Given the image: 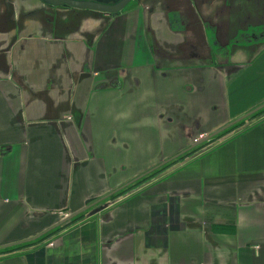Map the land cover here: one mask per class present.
I'll return each instance as SVG.
<instances>
[{
  "label": "crops",
  "instance_id": "0c3cea01",
  "mask_svg": "<svg viewBox=\"0 0 264 264\" xmlns=\"http://www.w3.org/2000/svg\"><path fill=\"white\" fill-rule=\"evenodd\" d=\"M157 1L0 33V247L92 203L0 264H264V114L101 201L264 103V33L237 31L255 3ZM232 42L227 73L211 53Z\"/></svg>",
  "mask_w": 264,
  "mask_h": 264
},
{
  "label": "flooded vegetation",
  "instance_id": "af4514ba",
  "mask_svg": "<svg viewBox=\"0 0 264 264\" xmlns=\"http://www.w3.org/2000/svg\"><path fill=\"white\" fill-rule=\"evenodd\" d=\"M22 1H25V6L19 3L20 0H0V33L5 32L6 34H8L10 32L9 34H11L13 30L14 31L24 30L25 27H28L27 18L29 16H31L34 13L35 15H37L35 16L36 18L40 17V20L43 21L48 15H51V13L49 12L51 11V9L52 10L56 9L59 11L61 10V8L69 9L73 11L72 14H74L75 16L79 15L78 18H81V17L88 18L87 16H90V17H93L94 19L108 17L114 20L116 17L120 16L122 13H124L129 8H135L141 4V0H130L121 11L116 12V13H107V12H101V11H96V10H91V9L75 8V7H72L66 4L65 0H52L53 2H56V1L63 2L61 5H52V4H49L46 0H22ZM79 1H93V2L102 3L106 5H116L122 2L123 0H79ZM227 1H230V0H227ZM247 2L255 3V7L253 8V11L246 10L245 13L241 12L242 13L241 21L238 25L237 31L241 33H244V32L250 33V35L247 36V38L243 37V39H242V36H246V35H241L240 38L242 39V41L244 40V42L253 40V38L259 39L261 38V36L259 35H262L264 33V0H247ZM21 9L23 11L20 13ZM81 10L86 11V12L81 13L80 12ZM55 11H53V13H56ZM59 11L56 13L57 14L56 18H59L60 15H64V12H59ZM65 14H67V12H65ZM15 16L18 17L16 20L14 18ZM244 17H249L251 22L244 21L243 20ZM257 19H260L258 22L259 26H254L256 24L255 21ZM245 26H247L251 30L244 31L243 29H240ZM258 28L260 29V31H257ZM229 36L230 35L224 36V39H226V37H229ZM10 39H15V37H11ZM234 39L238 41V37ZM246 43H249V42H246ZM136 187L137 186H135L134 188ZM100 205L101 207H99ZM100 205L94 206V208H96V210L97 208L102 209V204Z\"/></svg>",
  "mask_w": 264,
  "mask_h": 264
},
{
  "label": "water",
  "instance_id": "95a60500",
  "mask_svg": "<svg viewBox=\"0 0 264 264\" xmlns=\"http://www.w3.org/2000/svg\"><path fill=\"white\" fill-rule=\"evenodd\" d=\"M49 4L52 5H61L63 2L61 1H56L53 2L52 0H46ZM130 0H123L122 2L116 4V5H106V4H102V3H97V2H93V1H79V0H65V3L75 7V8H80V9H91V10H96V11H101V12H107V13H116L121 11L126 4L129 2ZM264 108V103L258 105L257 107L251 109L250 111H248L247 113L239 116L236 119H233L231 121H229L228 123H226L225 125L221 126L220 128H218L217 130L209 133L208 135L203 136L201 139L197 140L193 145H191L190 147H188L187 149H184L182 151H180L179 153H177L176 155H174L173 157H170L169 159L163 161L162 163H160L159 165H156L155 167L149 169L148 171L142 173L141 175L137 176L135 179L129 181L128 183H126L125 185H122V187H119L118 189L114 190L113 192H111L109 195L105 196L102 200L111 197V195L123 190L124 188L132 185L133 183L137 182L138 180L144 178L145 176L149 175L150 173H152L153 171H155L157 168L163 166L164 164H166L167 162L173 160V159H177L178 157H180L182 154H185L186 152L191 151L192 149H194L195 147H197L198 144H201L205 141H208L210 139H212L214 136L218 135L219 133L225 131L226 129L234 126L235 124H238L239 122L249 118L250 116H252L253 114H255L256 112L260 111L261 109ZM100 201V199L98 201H95V205L98 204V202ZM92 207V203L88 204L85 208L76 211L72 214H69L66 218H63L61 221H59L58 223H56L55 225L45 229L44 231H42L41 233H39L38 235L31 237L29 239L17 242V243H9V244H5L3 246L0 247V249H6V248H11L13 246L16 245H22V244H26V243H30V242H34L37 239L43 237L44 235H46L47 233L52 232L53 230H55L58 227H61L65 224L71 223L73 221L74 218H76L78 215H80L82 212H84L85 210H87L88 208ZM94 212V210L92 211ZM71 221V222H70Z\"/></svg>",
  "mask_w": 264,
  "mask_h": 264
},
{
  "label": "rangeland",
  "instance_id": "374dc122",
  "mask_svg": "<svg viewBox=\"0 0 264 264\" xmlns=\"http://www.w3.org/2000/svg\"><path fill=\"white\" fill-rule=\"evenodd\" d=\"M145 1V0H144ZM147 1V0H146ZM20 4H22L23 6H25V1H22V0H20V2H19ZM141 3H143V0H141ZM157 3H159L160 5L161 4H163L164 6H166V4H168V9H170L171 11H172V9H173V11L174 12H180L182 15H187L189 12H186L187 10L186 9H188V1L186 0H163L162 2H158L157 1ZM187 6V7H185V5ZM149 8H151L150 10H154V8H155V6L153 5V7L152 6H149ZM175 9V10H174ZM56 10V9H55ZM52 10L51 9V11H49L50 13H51V15H48L44 20H43V22L45 23V26L47 25V24H49V26H51L53 23H54V25L56 24V25H58L59 27H61L63 30H68L69 32H72L73 31V26H72V24H70V23H75V21H78L80 18H78L79 17V15H77V16H75L74 14H72L73 13V11H71V10H69V9H64V8H61V10L59 11V10ZM179 10V11H178ZM23 10L21 9L20 10V13L22 12ZM53 11H55L56 13L59 11V12H64V15H60V17L59 18H56V13H53ZM65 12H67V14H65ZM81 13H84V12H86V11H83V10H81L80 11ZM186 12V14H183V13H185ZM90 13H92V12H90ZM94 13H96V12H94ZM73 15H74V17H73ZM90 15H92V14H90ZM100 15V14H99ZM33 21H32V23L31 24H29V26L31 27V26H33V27H35V23H34V21L36 22L38 19L34 16V13H33ZM63 17H65L66 18V21H63V20H61ZM30 17H28L27 18V22H28V19H29ZM86 18V17H85ZM89 18H91V20L89 19ZM88 22H90L92 25L93 24H95L96 26H97V22L94 20V18L93 17H88ZM107 19L105 18V19H103V18H101V20H98V21H100L99 23H104L105 21H106ZM107 22H109V21H107ZM205 22H207V24H210L211 22L210 21H205ZM34 23V24H33ZM57 27V26H56ZM99 27H101V24L97 27L98 29H99ZM257 31H260V29L258 28L257 29ZM101 32V31H100ZM243 37H245V38H247V35L246 36H242V39H243ZM210 39H213L214 41L216 40V37L215 36H213V34H210ZM234 44L235 43H230V44H227V45H222L221 43H215L214 44V51H212V53H211V57L215 60V61H217V62H221V63H223L224 65H225V71L227 72V73H230V72H232L233 70H235L236 69V67H232V64L230 63V56H231V53H233L234 52V50H233V47H234ZM241 44H242V47L243 48H247L248 49V45L249 44H247L246 42H244V41H242L241 42ZM243 65H245V64H242V66ZM264 114V113H263ZM263 114H260V115H263ZM259 116V115H258ZM257 116V117H258ZM256 118V117H255ZM244 121V120H243ZM247 121H250V119H245V121H244V123L243 124H241V125H236L235 126V128L232 130V131H234V130H236V129H239L240 128V126L242 127L243 125H245V123H247ZM231 131V132H232ZM230 133V132H229ZM200 138H202V137H200ZM199 139V138H198ZM127 193L125 192V193H123V194H121L120 196H118V197H116V198H114V199H112V200H116L117 198H120V197H123V196H125ZM109 204V203H108ZM106 205V204H105Z\"/></svg>",
  "mask_w": 264,
  "mask_h": 264
},
{
  "label": "trees",
  "instance_id": "16d2710c",
  "mask_svg": "<svg viewBox=\"0 0 264 264\" xmlns=\"http://www.w3.org/2000/svg\"><path fill=\"white\" fill-rule=\"evenodd\" d=\"M263 113H264V108L261 109L260 111L256 112V113L253 114L252 116H250L248 119L252 120V119H254L255 117H257L258 115L263 114ZM244 121H245V120H244ZM244 121H241V122H239L238 124H235L234 126L228 128V129H226L225 131H223V132L219 133L218 135L214 136V137H213L212 139H210L209 141H206V142L200 144L198 147H196V148H194L193 150H191L190 152H188V155H191V154H193V153H195V152H197V151H199V150H203V149H205V148H210V147L212 146V142L216 141L217 139H219V138L222 137L223 135L228 134L229 132H231V131L235 128L236 125H241V124L244 123ZM162 169H163V167H162L161 169H158V170L153 171V172L150 173L149 175H147V176H145L144 178L138 180V182L133 183L132 185H130V186L124 188L123 190H121V191L115 193V194L112 195L109 199H114V198L120 196L121 194H123V193H125V192H128L129 190H131V188H134L135 186H138V184L144 182L145 180L151 178L152 176H155V174H158V172H160ZM81 215H82V214H81ZM79 216H80V215H79ZM57 229H58V228H56L55 230H57ZM55 230H53V231L50 232V233H47L46 235H44L43 237L37 239V240L34 241V242H30V243H26V244H22V245H16V246H13V247H11V248L0 249V254H1V253H4V252L11 251V250H13L14 248H17V247L19 248V247H23V246H26V245H30V244H34V243H36V242H39V241H41V240H43V239H45V238H48L50 235H52V234L54 233Z\"/></svg>",
  "mask_w": 264,
  "mask_h": 264
},
{
  "label": "built area",
  "instance_id": "2783aa9c",
  "mask_svg": "<svg viewBox=\"0 0 264 264\" xmlns=\"http://www.w3.org/2000/svg\"><path fill=\"white\" fill-rule=\"evenodd\" d=\"M60 214L62 215L63 218H66L69 215V213L65 212V211L61 212ZM55 243H56V241L54 239L50 240L47 242V246L53 247V246H55Z\"/></svg>",
  "mask_w": 264,
  "mask_h": 264
}]
</instances>
